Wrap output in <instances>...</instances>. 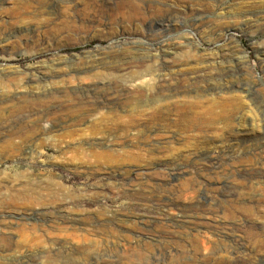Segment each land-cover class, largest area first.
Masks as SVG:
<instances>
[{
    "label": "rangeland",
    "instance_id": "1",
    "mask_svg": "<svg viewBox=\"0 0 264 264\" xmlns=\"http://www.w3.org/2000/svg\"><path fill=\"white\" fill-rule=\"evenodd\" d=\"M0 186L19 264H264V0H0Z\"/></svg>",
    "mask_w": 264,
    "mask_h": 264
},
{
    "label": "bare ground",
    "instance_id": "2",
    "mask_svg": "<svg viewBox=\"0 0 264 264\" xmlns=\"http://www.w3.org/2000/svg\"><path fill=\"white\" fill-rule=\"evenodd\" d=\"M129 2V1H128ZM26 5V4H25ZM27 7H29V6H27ZM126 13V12H125ZM26 14V13H25ZM21 15V14H20ZM40 15H41V13H40ZM18 16V15H17ZM22 16H23V14H22ZM32 16V15H31ZM42 16V15H41ZM40 16V17H41ZM24 17V16H23ZM18 18V17H17ZM20 18V17H19ZM37 18V17H36ZM35 18V19H36ZM43 18V17H42ZM25 18H23L22 20H24ZM28 19V18H27ZM33 19H34V17H33ZM21 20V19H20ZM21 20V21H22ZM29 20V19H28ZM37 20H39V19H37ZM45 20V19H44ZM30 21V20H29ZM35 21V20H34ZM160 23V22H159ZM158 23V24H159ZM165 25V24H164ZM163 25V26H164ZM160 26V25H159ZM167 26V25H166ZM196 26L197 27H199L200 25H198V24H196ZM167 28V27H166ZM190 57H191V55H190V53L189 52H184V53H182L181 55H180V57H179V59H178V64H180V65H182V64H187V63H189V61H190ZM170 61V60H169ZM162 64L161 65H163V66H165V67H167V68H171V66L175 63L174 61H170L169 63L167 62L166 64L164 63L163 64V62H161ZM167 64H168V66H167ZM159 66H160V64H159ZM159 69H162V68H159ZM7 74V73H6ZM146 74H148V72H146V73H140V74H138L137 75V73L134 75V76H132V78H130L129 80H124L123 78H121V77H117V76H113V75H110V76H105V75H103L102 77H98V81L97 82H95V83H93L92 85H90V86H85V87H83V88H81V89H78V90H74L73 91V93H79V94H82V92H87V93H92V92H94V95H95V100H94V102L91 104L93 107H91L90 108V110L93 112V113H84L87 117H89L90 116V120L92 121V127H93V129H94V131H96V130H98V128H99V126L100 125H105V127H107L109 124H111V125H117V124H119V122L120 121H118V122H115V123H112L113 121H114V117L112 116V115H109L110 113L108 112V114H105V113H94V112H96V110H98L97 109V107H98V105H102V104H104V103H106V102H108V101H110V99L111 100H115V99H118V100H120L121 99V97L122 96H124V100H126L125 98V95L126 94H128V93H130V92H132V91H136L137 90V88L139 89H142L143 90V92H145V93H147V94H149L148 92H150L151 91V86H152V83L153 82H155V81H157V82H159V84H158V86L159 87H157V90L158 91H160L159 90V88H162V86H164L165 84L164 83H170L169 81H167V78H165V76H163V75H157V76H144V75H146ZM175 74V73H174ZM167 75V74H166ZM169 75V74H168ZM171 75V74H170ZM169 75V76H170ZM46 77V76H45ZM50 78V77H49ZM172 78V77H171ZM186 81H187V79H186ZM195 81V80H194ZM189 82V81H188ZM191 82V81H190ZM172 83V82H171ZM166 84V85H167ZM186 85H187V83H185ZM138 86V87H137ZM172 86V85H171ZM188 86V85H187ZM165 87V86H164ZM153 88V87H152ZM99 89H101V94H99L98 95V93H100V92H98L97 90H99ZM140 89H139V91H140ZM169 89V88H168ZM171 89V88H170ZM43 91H45V90H43ZM64 91V90H63ZM163 91V90H162ZM169 91V90H168ZM38 92V91H37ZM60 92V91H59ZM69 92V91H68ZM98 92V93H97ZM40 93V92H39ZM44 93V92H43ZM66 93H67V91H66ZM66 93H65V95H66ZM141 93V92H140ZM33 94V93H32ZM132 94V93H131ZM24 95V94H23ZM36 95H37V93H36ZM134 95V94H133ZM155 95V94H154ZM4 96V95H3ZM135 96V95H134ZM153 96V95H152ZM9 97H11V96H9ZM17 97V96H16ZM26 97V96H25ZM131 97V96H130ZM136 97V96H135ZM120 98V99H119ZM21 99V98H20ZM129 99V98H128ZM5 100V99H4ZM9 100V99H8ZM7 100V101H8ZM24 100V99H23ZM22 100V101H23ZM29 101V100H28ZM117 101V100H116ZM122 101H123V99H122ZM113 102V101H112ZM71 103V102H70ZM73 103H74V101H73ZM79 103V102H78ZM91 103V102H90ZM89 103V104H90ZM123 103V102H122ZM117 104H118V102H117ZM124 104V103H123ZM70 105V104H69ZM87 105V104H86ZM105 105V104H104ZM89 106V105H88ZM211 107V106H210ZM209 107V108H210ZM2 109V108H1ZM211 109V108H210ZM214 109V108H213ZM71 111H73V110H71ZM71 111H69V112H71ZM214 111H215V109H214ZM74 112V111H73ZM42 114V113H41ZM47 114H48V112H47ZM64 114H66V113H64ZM72 114V113H71ZM40 115V114H39ZM43 115H44V113H43ZM46 115V114H45ZM41 116V115H40ZM40 116H39V118H40ZM48 116V115H47ZM69 116V115H68ZM83 116V115H82ZM37 117V116H36ZM42 117V116H41ZM76 117V116H75ZM78 117V116H77ZM118 117V116H117ZM53 118H56V117H53ZM58 118V117H57ZM38 119V118H37ZM45 119V118H44ZM72 119H74L73 117L72 118H70L69 120V122H71V121H74V120H72ZM76 119V118H75ZM36 120V119H35ZM34 120V121H35ZM46 120V119H45ZM52 120V119H51ZM56 120V119H55ZM62 120V119H61ZM41 121H44L43 119L41 120ZM56 121H58V120H56ZM63 121V120H62ZM67 121V120H66ZM31 122V121H30ZM68 122V121H67ZM33 123V122H32ZM43 123V122H42ZM66 123V122H65ZM37 124V123H36ZM51 124V123H50ZM71 124H74V122L72 123L71 122ZM44 125V124H43ZM55 125V124H54ZM36 128H37V126L36 125H34ZM118 126V125H117ZM34 127V128H35ZM113 127V126H112ZM114 128V127H113ZM38 129V128H37ZM40 129H41V127H40ZM54 129V128H53ZM116 129H118V128H116ZM121 129V128H120ZM119 129V130H120ZM126 129V128H125ZM35 130V129H34ZM44 130V129H43ZM122 131H123V128L121 129ZM40 131H42V130H40ZM116 131H118V130H116ZM32 132V131H31ZM46 132V131H45ZM51 132L52 131H48L47 132V136H51L50 134H51ZM121 132V131H120ZM126 132V131H125ZM121 135V133H119L118 135H117V138H119V136ZM120 139V138H119ZM122 139H123V137H122ZM36 140V139H35ZM106 145V144H105ZM103 152V151H102ZM95 158H101L102 156H103V154H98V153H96V154H94L93 155ZM107 157V156H106ZM108 159V158H107ZM106 161V160H105ZM174 171H175V169H174ZM174 171H171L170 172V174H172ZM180 171V170H179ZM178 170H176V173H178V174H182V171L181 172H179ZM168 173V172H167ZM169 175V174H168ZM173 175V174H172ZM24 178H25V176H24ZM28 178V182H30L31 180H29V179H31L30 177H27ZM28 182L25 180V182L24 181H20V184H28ZM36 182H38V183H41L42 181L41 180H36ZM3 187H5V186H0V189H2ZM5 194V193H4ZM9 197V196H8ZM3 198V197H2ZM5 200L6 201H4V204H8V205H10L11 203H13V199L12 198H10V199H6L5 198ZM35 200V199H34ZM36 201V200H35ZM171 204V203H170ZM2 210V209H1ZM33 210H35V209H33ZM35 212V211H34ZM97 214V213H96ZM100 215H102V213L100 214ZM59 216V215H58ZM60 217V216H59ZM73 217V216H72ZM58 218V217H57ZM77 218V217H76ZM81 218V217H80ZM98 218H99V216H98ZM97 218V219H98ZM104 218V217H103ZM108 218V217H107ZM113 218H114V216H113ZM100 219H101V217H100ZM8 220V219H7ZM6 220V221H7ZM46 220V219H45ZM67 220V219H66ZM76 220V219H75ZM85 220V219H84ZM87 220V219H86ZM89 220V219H88ZM99 220V219H98ZM108 220V219H107ZM120 220H122V219H120ZM192 220V219H191ZM65 221V220H64ZM69 221V220H68ZM80 221V220H79ZM101 221V220H100ZM99 221V222H100ZM104 221H106V219H104ZM190 221V220H189ZM57 222V221H56ZM82 222V221H81ZM95 222H97V221H95ZM102 222H103V220H102ZM107 222V221H106ZM7 223V222H6ZM45 223V222H44ZM65 223V222H64ZM76 223V222H75ZM101 223V222H100ZM108 223H109V221H108ZM108 223H105V224H108ZM111 223V222H110ZM109 223V224H110ZM195 223V222H194ZM3 224H5V223H3ZM47 224V223H46ZM45 224V225H46ZM72 224V223H71ZM57 225V224H56ZM3 227V226H2ZM1 228V227H0ZM4 229V228H3ZM6 229H8V228H6ZM4 231V230H3ZM1 240H4V238H1L0 237V242H1ZM0 264H19L20 263V259L18 258V257H14V258H10V256H9V258H7L8 256H6L5 254H4V252H7L6 250L7 249H5L4 247H2V245L0 244Z\"/></svg>",
    "mask_w": 264,
    "mask_h": 264
}]
</instances>
